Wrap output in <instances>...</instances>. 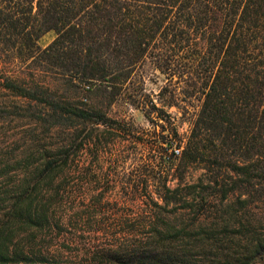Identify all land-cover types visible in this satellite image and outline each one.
I'll return each instance as SVG.
<instances>
[{
  "label": "trees",
  "instance_id": "1",
  "mask_svg": "<svg viewBox=\"0 0 264 264\" xmlns=\"http://www.w3.org/2000/svg\"><path fill=\"white\" fill-rule=\"evenodd\" d=\"M50 30L56 37L42 47L39 40ZM148 62L166 78L165 85H204L181 155H169L164 123L150 141L137 139L134 127L108 115ZM52 79L69 93H60ZM0 85L27 100L3 112L27 118L32 127L16 162L0 161V264H66L36 249L38 237L65 225L66 217L94 234L108 227L104 234L113 239L90 246L94 264L193 262L192 246L206 242L192 232L184 235L188 240L180 249L142 243L153 236L171 243L183 232L149 207L141 223L146 231L131 241L125 211L111 222L119 208L107 196L109 187L97 195L90 180L85 193L80 159L92 143L90 171L99 154L120 144L121 137L154 151L149 159L157 172H165L156 185L165 205L191 208L189 198L205 200L202 192L211 187L223 197L247 196L243 204L264 199V0H0ZM130 100L150 120L157 114L168 122L155 102ZM195 163L210 174L208 186L206 180L169 185L170 168ZM110 226L125 237L110 233ZM250 243V254L237 247L223 254L225 262L256 264L264 255V237Z\"/></svg>",
  "mask_w": 264,
  "mask_h": 264
},
{
  "label": "rangeland",
  "instance_id": "2",
  "mask_svg": "<svg viewBox=\"0 0 264 264\" xmlns=\"http://www.w3.org/2000/svg\"><path fill=\"white\" fill-rule=\"evenodd\" d=\"M44 41L39 40L42 47L46 46ZM51 81L52 84L55 83L53 79ZM166 81L162 73L148 62L135 73L131 83L124 88L123 94L108 108V115L111 118L123 120L125 125L134 127L137 139L146 137L150 141H154L156 133H162L161 123H164L166 126L164 133L168 135L171 142L168 152L174 157L181 155L184 141L190 134L191 121L203 99L204 85H165ZM52 86L59 88L60 93H69L66 85ZM84 94L86 95V92H83ZM130 97H136L141 103L150 104L153 101L159 107H163L164 117L168 119V122L160 120L157 114H153L150 120L142 108L132 104ZM14 104L25 105L27 100L24 97L15 96L12 91L0 85V161L5 159L11 164L16 162L22 149L21 145L28 138L32 128L27 118H22L15 112L11 114L3 112L5 109L13 110L10 106ZM175 131L179 133L177 137ZM121 138L122 142L116 147L107 146L106 150L99 154L100 160L95 162L93 167L96 166V168L91 171L89 169L92 156L89 147H92L94 143L91 146L85 145L80 159L82 175L80 182L85 186V193L88 192L90 180H93L92 185L98 186L95 189L97 195L105 191L107 186L109 187L107 196L119 208L118 213H112L111 222H117V214L119 217L123 211L128 214V228L125 229L126 232L131 230L133 233L127 239L132 241L135 238H142V233L146 230L141 223L146 221L145 216L149 214V207L157 211L164 221L169 222L170 227L182 229L183 232L180 236L174 237L171 243L160 241L158 236L144 239L142 243L148 241V245L151 243L150 246L153 247L169 245L180 249L188 240L184 236L188 231L192 232L195 236L193 238L197 237L200 243L206 242L205 246H196V248L192 246L196 256L193 262L187 264H227L224 253L236 251L234 249L238 247L241 252L250 254L252 239L257 236L264 237V199L252 198L250 202L243 204L241 200L246 199L247 196L240 197L239 192H231L227 197H223L222 193L216 192L211 187L202 192L205 200L189 198V203H193L191 208H186L180 203L165 205L159 200L156 190V185L162 183L165 172H157L158 166L149 159L154 151H149L141 142L137 143L133 138ZM175 148H180L181 152L177 153ZM202 166L195 163L186 168L182 167L178 171L175 167L170 168L166 173L169 185L176 187L180 184L184 187L187 184H201V180H206L205 185L208 186L210 174ZM90 176L92 177L89 178ZM146 185H148V192L145 193L143 190ZM184 191L188 190L183 188L182 192ZM188 197L193 196L188 195ZM156 203L162 207H158ZM63 222L65 225L62 227L48 229L40 235L36 249L43 250L53 259H64L66 264H94L93 254H89L90 246H93L94 242L96 244L113 239L110 234L106 236L104 234L108 229L107 226H104L105 230H97L94 234L92 229L87 230L83 225L71 224L68 217ZM159 223L163 224L162 221ZM163 226L165 227V224ZM109 229L110 233H115L114 227L110 226ZM203 229L211 233V236L206 238L207 234L203 235L201 232ZM116 232L119 236L125 237L119 229ZM97 234L100 240L94 239ZM212 236L216 239L209 241ZM193 238L190 239L196 241ZM85 243L87 245H84ZM229 260L233 259L229 258ZM256 264H264V255L260 260H256Z\"/></svg>",
  "mask_w": 264,
  "mask_h": 264
},
{
  "label": "crops",
  "instance_id": "3",
  "mask_svg": "<svg viewBox=\"0 0 264 264\" xmlns=\"http://www.w3.org/2000/svg\"><path fill=\"white\" fill-rule=\"evenodd\" d=\"M55 33V35H54V33ZM56 37V32L54 31V30H50V31H48L47 33H45L41 38H40V40H45L44 41V44L47 46L48 44H50L53 40H54V38ZM46 38H48V39H46ZM51 41V42H50ZM45 46V47H46Z\"/></svg>",
  "mask_w": 264,
  "mask_h": 264
},
{
  "label": "built area",
  "instance_id": "4",
  "mask_svg": "<svg viewBox=\"0 0 264 264\" xmlns=\"http://www.w3.org/2000/svg\"><path fill=\"white\" fill-rule=\"evenodd\" d=\"M175 151H176L177 153H180V152H181V149H180V148H175Z\"/></svg>",
  "mask_w": 264,
  "mask_h": 264
}]
</instances>
